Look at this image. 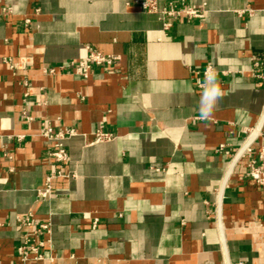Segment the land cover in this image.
Listing matches in <instances>:
<instances>
[{
    "label": "crops",
    "instance_id": "0c3cea01",
    "mask_svg": "<svg viewBox=\"0 0 264 264\" xmlns=\"http://www.w3.org/2000/svg\"><path fill=\"white\" fill-rule=\"evenodd\" d=\"M133 1L0 0V264H17L26 214L51 224L46 259L28 264H264V189L243 162L229 171L264 145V80L252 73L264 65V0H189L205 17L168 31ZM85 47L120 61L87 80L42 73ZM43 121L75 131L63 141L75 177L37 202L52 169ZM97 131L111 139L90 144Z\"/></svg>",
    "mask_w": 264,
    "mask_h": 264
},
{
    "label": "built area",
    "instance_id": "2783aa9c",
    "mask_svg": "<svg viewBox=\"0 0 264 264\" xmlns=\"http://www.w3.org/2000/svg\"><path fill=\"white\" fill-rule=\"evenodd\" d=\"M162 1V6L159 5ZM126 7L136 8L145 13L159 15L163 20L162 30L168 31L173 23L177 20H201L205 17L206 10L204 7H193L189 5V0H135L127 3ZM3 14H10L11 9L4 7ZM41 14L39 8H34L31 14L26 15L22 19V24L25 28L29 27L32 19ZM86 54L80 60H70L56 66H44L42 73L47 76H60L65 73H72L80 79L87 80L91 77L95 68L111 69L119 61L117 55H104L92 50L90 47H85ZM3 64L8 65L9 69H13V61L11 58H3ZM264 65L255 62L252 73L255 78L264 80ZM215 71L212 67H206L202 76L205 81H210L213 78ZM26 86V82H24ZM202 86V85H200ZM28 95L25 93L24 97ZM22 115L28 121L32 118L26 115L23 111ZM76 135L75 131L69 129H53L49 123L43 121L40 123L38 136L41 138L44 147L46 148V158L51 163L50 171L45 175L43 185L36 190V201L41 202L52 196V184L56 179L73 178V173H64V165L68 162V155L64 148L63 141L69 137ZM24 136H17L16 141L21 142ZM111 135L102 131L94 133V140L90 144L108 141ZM228 148L227 145L221 144L215 150L216 153H221ZM4 157L11 160V155L4 152ZM238 161L243 162L246 168V177L253 181L259 188L264 189V145L255 147L249 145L244 149ZM17 227L20 231V241L16 246L17 264H28L30 261H42L46 257L43 250L50 244L51 240V224L35 223L32 219V214L15 217ZM0 223V230L3 228ZM51 259V258H50Z\"/></svg>",
    "mask_w": 264,
    "mask_h": 264
},
{
    "label": "water",
    "instance_id": "95a60500",
    "mask_svg": "<svg viewBox=\"0 0 264 264\" xmlns=\"http://www.w3.org/2000/svg\"><path fill=\"white\" fill-rule=\"evenodd\" d=\"M247 146H248V145H247ZM247 146H246V147H247ZM246 147H244V148L240 151V153L237 155V157L234 159V161H232V163H231V165H230V168H229V171H231L232 167L237 163V161H238L240 155L242 154V152L244 151V149H245ZM228 174H229V172H227V175H226L225 179L227 178ZM224 181H225V180H224ZM222 190H223V187H221V191H222ZM218 227L220 228V221H219V220H218ZM223 245H224V242H223Z\"/></svg>",
    "mask_w": 264,
    "mask_h": 264
}]
</instances>
